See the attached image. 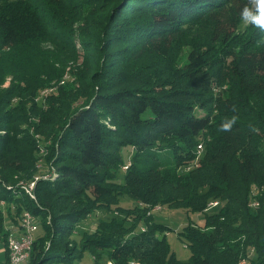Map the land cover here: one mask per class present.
Masks as SVG:
<instances>
[{"label":"trees","instance_id":"obj_1","mask_svg":"<svg viewBox=\"0 0 264 264\" xmlns=\"http://www.w3.org/2000/svg\"><path fill=\"white\" fill-rule=\"evenodd\" d=\"M230 1L0 0L3 246L5 216L19 226L29 212L38 231L27 264H72L85 251L98 263L264 264V31L248 25L227 62L204 41L181 67L168 63L193 23L216 26L213 44L237 37L234 14L217 22ZM216 81L225 82L219 94ZM53 82L56 95L37 109V91ZM234 115L232 130L220 131ZM30 129L52 141L44 167ZM20 183H33L32 196ZM210 201L219 205L206 211ZM157 206L203 216L178 233L186 261L154 221ZM98 210L112 216L72 246Z\"/></svg>","mask_w":264,"mask_h":264},{"label":"rangeland","instance_id":"obj_2","mask_svg":"<svg viewBox=\"0 0 264 264\" xmlns=\"http://www.w3.org/2000/svg\"><path fill=\"white\" fill-rule=\"evenodd\" d=\"M35 1V0H33ZM40 1V0H37ZM49 1L50 0H44ZM113 4V3H112ZM76 4H74L75 6ZM245 6H249L252 7V5L250 4V0H239V1H230V3L228 4V8H224L220 10V13L218 14V18H217V22L218 24H225L227 22L226 20V15L225 14H230L234 17V15L236 16V19H238L239 21V26L236 27L237 31H236V35L237 37H233L231 38V40H229L226 44L222 45V44H213V34L215 32V28L216 26L212 24V22L210 20H204L202 22H197V23H193L192 25L188 26L187 28L183 29L184 32H182L181 34H179L174 41V48H173V55L171 56L170 61H168V63L173 67H181L184 61V58L187 54V52L195 45V44H200L204 41H208L212 44V46L216 49L215 51L217 52V57L219 58V60H224V61H229L230 58L228 57L227 54H231V52H235L237 50V43L243 39H245L247 36L245 34L247 26L249 24H245L240 17V13L241 10L245 7ZM48 12L50 13V9L48 8ZM234 14V15H233ZM219 35V33H218ZM146 63H149V61H144ZM150 66H154V67H160L161 65H159L158 63H151ZM222 66L221 65H216L215 69H217L218 67ZM66 73L70 72L69 69L67 68L65 70ZM66 80L70 81V77H66L64 76ZM58 84V83H57ZM56 82L51 83L47 88H43L37 91V96L34 99V104L36 105V108L39 110H45L46 108H48L49 102L47 100L50 99L51 96L56 95V88L57 87ZM10 83L9 80H7L4 85L2 86V89H6L7 87H9ZM215 89L213 90V94H219V92L224 91L225 89V82L223 81L222 83L219 82H215L214 85ZM32 121H37V119L35 118H31ZM27 128V127H24ZM29 129V128H28ZM30 134L33 135L35 142L38 143V146H41L40 148V153H38L39 156V161H40V167L43 165L44 167V163H45V153H41V150L43 149L42 146L43 145H51L52 141H46L44 140L42 137H40V135H34V132L32 129H30ZM44 140V141H43ZM199 152H201L202 150H199ZM44 152V151H43ZM124 152V156L126 158V162L130 161V157L132 154L131 149L129 148H125ZM123 171H121L122 173ZM121 173L118 174L119 180L121 181ZM38 179V178H37ZM123 180V179H122ZM33 184V183H31ZM29 184V186L31 185ZM19 187L22 188H26L25 189V193H27V190L29 189L28 186H26L25 183H20L19 185H17ZM26 186V187H25ZM132 202H130L129 199L127 198H119L118 199V204L117 205H122L124 207H131L133 204H131ZM4 207H1V210L4 211L3 209ZM161 210H158L156 212L153 213V219L156 223L161 224L165 227H167L168 229H170L168 235H167V241L170 244V248L172 250V252L175 253V255H177V257L182 260V261H186L188 259V250L186 249L185 245L183 242L180 241V239L178 238V233L182 231V228H185L187 225H189V223H193V224H203V216L201 215H197V214H187L186 212L182 211V210H168L165 208L160 207ZM112 216V213H110L107 210H98L97 214L95 216H93L92 218L89 217L86 220H83L82 222H80L76 228V231L74 232L73 236L71 237V241L73 242L74 247L79 248V245L82 243L83 239L86 236H90L92 234L93 231H95L97 224L99 223L100 220H105L108 219L109 217ZM4 227L8 228L10 231V233L12 234V236L14 234L17 233V225H15L14 222H12L9 218H7V216H5V220H4ZM43 233V230L39 231V234L41 235ZM38 234V235H39ZM84 234V235H83ZM82 235V236H81ZM44 248L45 251H47L49 249L48 246H50L49 242H45L44 243ZM99 252V250L97 251ZM1 254H0V259H1ZM93 258V259H92ZM104 259L101 258L99 255L95 254L94 256H91V254L89 253V251H85L82 258H80V260H76L74 261L72 264H95L94 261H97V264H108L106 261H100V263H98V260L100 259ZM95 259V260H94Z\"/></svg>","mask_w":264,"mask_h":264},{"label":"built area","instance_id":"obj_3","mask_svg":"<svg viewBox=\"0 0 264 264\" xmlns=\"http://www.w3.org/2000/svg\"><path fill=\"white\" fill-rule=\"evenodd\" d=\"M202 146H198L197 149L202 150ZM33 188V184L29 186L27 190L28 195ZM32 196V195H30ZM219 203L211 202L207 205L206 211H211V209L217 207ZM256 206V204H253ZM161 210L160 207H156L153 211ZM31 215L29 212H24L20 218L19 226H17V233L12 236L10 233L11 230L4 227V230L7 232L6 241L4 245V259L0 260V264H27L29 256L32 250V246L35 240V237L38 231V221ZM111 264H113L111 262ZM136 264V263H131ZM241 264H245V261H242Z\"/></svg>","mask_w":264,"mask_h":264},{"label":"clouds","instance_id":"obj_4","mask_svg":"<svg viewBox=\"0 0 264 264\" xmlns=\"http://www.w3.org/2000/svg\"><path fill=\"white\" fill-rule=\"evenodd\" d=\"M252 7L245 6L240 13L241 20L245 24L252 25L264 31V0H250ZM235 112V108L232 109ZM238 117L232 116L231 119L225 120L220 125V131L229 132L232 130L233 125L237 122ZM111 264V261L108 262Z\"/></svg>","mask_w":264,"mask_h":264},{"label":"crops","instance_id":"obj_5","mask_svg":"<svg viewBox=\"0 0 264 264\" xmlns=\"http://www.w3.org/2000/svg\"><path fill=\"white\" fill-rule=\"evenodd\" d=\"M3 248H4L3 243L0 240V254H1V257H2L1 259H4V257H5V253H4V249Z\"/></svg>","mask_w":264,"mask_h":264}]
</instances>
